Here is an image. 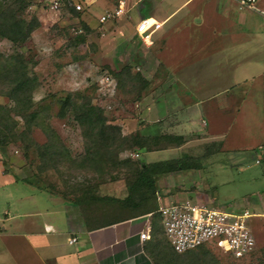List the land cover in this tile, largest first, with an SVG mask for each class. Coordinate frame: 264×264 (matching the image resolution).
<instances>
[{"label": "rangeland", "instance_id": "rangeland-1", "mask_svg": "<svg viewBox=\"0 0 264 264\" xmlns=\"http://www.w3.org/2000/svg\"><path fill=\"white\" fill-rule=\"evenodd\" d=\"M118 1L101 0L71 18L66 13L69 3L53 12L43 0H31L25 17L36 16L39 28L21 46L0 40V105L4 107L0 127L7 138L0 144V154L5 170L22 181L38 176L42 191L60 200L87 193L121 198L134 179L133 169L123 160L148 165L172 163L184 156L202 158L200 170H177L158 178L154 198L138 212L153 206L157 212L161 203L175 199L227 211L247 209L264 193V160L255 163L264 157L258 147L264 140L251 146L264 133V20L239 9L233 0H191L152 35L153 44L145 45L135 33L143 12L164 21L174 12V4L184 0H125L119 20L98 24L97 18ZM82 25L88 31L78 34ZM15 53L23 55L27 74L37 82L26 111L17 109L8 96L3 77L5 60ZM175 60V66L200 62L198 68L203 69L195 82H190L191 74L185 75L187 86H194L191 90L198 99L211 98L208 106L201 104L206 115L191 121L189 128L180 117L189 101L179 96V89L163 86L162 69ZM209 81L212 89L206 88ZM67 94L89 99L103 110L107 125L120 128L116 140L108 150L99 151L95 162L84 161L87 148H94L71 113L58 116ZM16 110L38 112L29 130ZM162 136H181L183 141L179 146L147 141ZM48 143L52 145L49 159L39 151ZM163 145L165 149H157ZM250 212L255 215L250 222L257 242L252 255L235 260L213 244L205 250L224 264H262L264 208ZM149 214L136 217V230L147 221L150 224L152 215L145 217Z\"/></svg>", "mask_w": 264, "mask_h": 264}, {"label": "crops", "instance_id": "crops-1", "mask_svg": "<svg viewBox=\"0 0 264 264\" xmlns=\"http://www.w3.org/2000/svg\"><path fill=\"white\" fill-rule=\"evenodd\" d=\"M78 1L83 9L90 10L101 0ZM190 1L174 4V12L160 21L162 26L186 8ZM175 63L176 60L163 67V86L169 90L179 89V96L189 101V106L180 111L183 124L189 128L191 121L206 115L204 104H201L208 106L211 98L198 99L191 90L194 86H187L185 75L191 74L190 82H195L196 74L203 69L198 68H201L200 62L190 61L182 66H175ZM263 81L264 74L261 82L264 90ZM206 88L212 89L210 81ZM263 140L264 133L260 141L251 146ZM22 179L5 170L0 154V264H154L144 249L147 240L140 241L137 236L143 225L136 230L135 219L102 226L85 217L86 207L78 205L74 199L65 201L52 197ZM256 199L249 202L251 211L264 208V193L263 197ZM248 208L244 210L250 211ZM93 211L96 212L95 217L101 213L98 209Z\"/></svg>", "mask_w": 264, "mask_h": 264}, {"label": "trees", "instance_id": "trees-1", "mask_svg": "<svg viewBox=\"0 0 264 264\" xmlns=\"http://www.w3.org/2000/svg\"><path fill=\"white\" fill-rule=\"evenodd\" d=\"M61 1V9H63L68 2L67 0ZM30 2L31 0H6V2H0V40L5 39L13 45L21 46L39 28L40 22L36 16H31L29 19L25 17L26 10L31 6ZM66 13L71 18L79 17L80 14L71 5L66 9ZM142 18H149V16L143 12ZM82 29L86 32L88 31L85 25H82ZM81 40L83 38H79V41ZM25 65L26 62L23 55L15 53L6 59L2 66L3 77L9 85L8 96L16 104L17 109L21 111L31 108V94L37 83L35 77H30L27 74ZM3 109L4 107L0 105V110ZM20 110H16V113L25 119L27 129L29 130L31 124L38 117V112H20ZM68 112L71 113L73 120L81 128L83 136L89 139L94 148H87L88 154H86L84 161L91 160V162H95L94 160L96 159L94 157L99 154V151L108 150L111 142L116 140L120 128L118 126L107 125L103 110L93 105L87 98H75L73 95L67 94L60 102L58 116L63 118ZM0 125H2V122H0ZM4 126L6 127V124ZM49 132L53 131L49 129ZM6 141V134L0 127V144L6 143ZM147 141L154 144H157L159 141L162 143L170 142L174 146H179L182 144L183 137H149ZM51 147L50 143L40 146V155L43 158L45 156H48V159L51 158ZM142 147L144 149V146L140 144L139 148ZM165 148L166 145H163L157 149L162 150ZM146 150H149V148ZM122 164L126 167H131L134 174V179L127 188V194L121 198L98 196L90 193L76 197L74 201L78 205L86 207L85 217L102 226H108L113 223L136 219L137 216L142 214L152 213L150 237L146 241L144 249L154 264H224L222 260H219L205 250L206 245L184 253H176L164 236L159 215L154 212L156 210L154 209L155 206L152 209L149 207L145 208L143 210L145 211L144 213L138 212L140 207H147L148 201L154 198L158 178L177 170H200L203 168L202 158L184 156V158H178L172 163L159 161L148 165L126 159L123 160ZM33 179L34 181H31V179L26 182L35 184L39 189H43L42 185H39L38 176L33 177ZM95 209L101 212L99 216H94L96 212L93 210ZM262 264H264V259Z\"/></svg>", "mask_w": 264, "mask_h": 264}, {"label": "built area", "instance_id": "built-area-1", "mask_svg": "<svg viewBox=\"0 0 264 264\" xmlns=\"http://www.w3.org/2000/svg\"><path fill=\"white\" fill-rule=\"evenodd\" d=\"M164 1V0H162ZM239 9L252 12L264 20V1L233 0ZM68 3L76 12L84 11L81 2ZM125 0H119L111 11H105L98 18V24L119 20L125 13ZM43 6L53 12L61 10V0H43ZM163 22L142 18L135 25V33L143 44L150 45L152 35L161 29ZM77 33H83L77 27ZM264 37V26L262 30ZM264 88V81H263ZM264 150V143L258 146ZM263 156V155H262ZM264 157L255 161L261 163ZM161 221V227L168 243L176 253L194 250L202 245L213 244L235 259H244L252 255L257 242L252 230L251 219L255 216L248 210L227 211L214 206L202 205L188 199H175L161 203L156 212ZM151 214L146 215L149 217ZM137 236L140 241L150 237L149 221L143 224Z\"/></svg>", "mask_w": 264, "mask_h": 264}, {"label": "bare ground", "instance_id": "bare-ground-1", "mask_svg": "<svg viewBox=\"0 0 264 264\" xmlns=\"http://www.w3.org/2000/svg\"><path fill=\"white\" fill-rule=\"evenodd\" d=\"M149 19V22H152L154 19L153 18H148Z\"/></svg>", "mask_w": 264, "mask_h": 264}]
</instances>
